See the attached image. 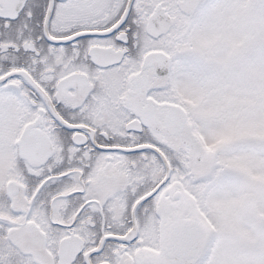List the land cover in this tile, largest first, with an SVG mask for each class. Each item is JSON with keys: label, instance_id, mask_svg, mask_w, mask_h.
I'll list each match as a JSON object with an SVG mask.
<instances>
[{"label": "snow or ice", "instance_id": "6c2138e0", "mask_svg": "<svg viewBox=\"0 0 264 264\" xmlns=\"http://www.w3.org/2000/svg\"><path fill=\"white\" fill-rule=\"evenodd\" d=\"M0 264H264V0H0Z\"/></svg>", "mask_w": 264, "mask_h": 264}]
</instances>
